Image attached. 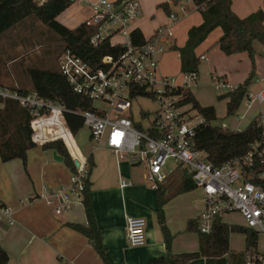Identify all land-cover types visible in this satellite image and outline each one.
Segmentation results:
<instances>
[{
  "label": "built area",
  "instance_id": "built-area-1",
  "mask_svg": "<svg viewBox=\"0 0 264 264\" xmlns=\"http://www.w3.org/2000/svg\"><path fill=\"white\" fill-rule=\"evenodd\" d=\"M47 1L35 0L39 4ZM69 1L92 7L93 13L85 22L97 28L91 37L94 45L110 38L112 45L126 47L117 57L104 56L103 66L99 68L71 49L61 52L58 59L60 71L74 91L92 99L95 106V109L72 112L82 116L84 126L90 129L94 140L106 137L105 146L118 158H127L133 165L145 163L146 179L153 188H158L165 178L163 170L167 161L170 158L178 161L203 191L205 205L198 216L199 231L211 233L219 216L238 211L245 226L256 232V239L243 253L242 264H264V112L257 117L263 127L262 139L252 142L246 154L222 165L213 164L195 145V127L204 121V117L200 115L195 121V116L185 110L187 105H180L181 95L175 93L179 87L190 88L198 81L199 74L186 73L184 86H179L176 78L164 76L160 69L161 56L173 43L171 27H159L143 43L134 44L131 33L142 15L140 0ZM170 19L176 22L178 16L171 13ZM116 36L121 39L112 41ZM214 85L224 92L237 88L222 78ZM0 97L17 100L29 109L32 140L36 145L61 140L70 156L79 161L68 186L52 189L44 185L40 198L53 206L57 214L83 202L90 165L89 159L79 152L67 123L65 113L68 109L61 103L46 100L37 92L22 94L0 86ZM140 98L155 101L157 108L140 106L135 112L134 106ZM244 103L249 110L253 104L264 103V89L249 92ZM239 113L238 119L245 117ZM136 114L142 128L135 125ZM130 184L124 179L121 182L122 186ZM3 221L8 225L16 222L13 208L0 199V222ZM146 229V218L127 216V235L131 245L146 243Z\"/></svg>",
  "mask_w": 264,
  "mask_h": 264
},
{
  "label": "crops",
  "instance_id": "crops-1",
  "mask_svg": "<svg viewBox=\"0 0 264 264\" xmlns=\"http://www.w3.org/2000/svg\"><path fill=\"white\" fill-rule=\"evenodd\" d=\"M190 1L187 0V4L182 3L175 6L173 0H142L145 3V7H154L162 3L169 4L171 13H175L178 16L176 24H173H175V27L182 24L184 28L182 40L173 39L172 44L177 43V45L184 44L191 26L203 22V16L194 7V11L187 15V19L178 24L180 19L176 9L181 7L186 10ZM237 1L239 8H236L235 0H232V9L240 17H246L259 8L264 10V0ZM150 3H153L152 6ZM78 5L80 7L83 6L82 4ZM87 6L90 9V13L84 19L79 20L76 26L92 15V7L90 5ZM60 16L61 14L58 16V20L61 23L70 28L76 27L68 25V21L72 20L71 18L66 21V19L61 20ZM143 16L142 13L136 24L140 23L144 18ZM192 16L193 20H189ZM136 24L134 28H140ZM155 24L151 35L160 23L155 22ZM214 32H217L216 40H219L223 34V29L217 27L210 34L212 35ZM145 38L147 37L145 36ZM28 39L24 37V45H26ZM206 42L198 48V52H200V48H206ZM259 45L258 54L263 55L264 46L260 43ZM221 52L225 54L222 50ZM23 56L15 55L7 60L8 67H12L15 62L18 65L16 74H13V80L16 83L15 85L20 88L27 90L32 88V82L28 75L30 67L43 69L59 67V63L50 67L53 63L51 64L49 59H37V61L33 59L32 61H27V59L25 61ZM171 56L172 53H166L164 56L162 54L161 59H171ZM177 56L180 57L179 51ZM42 61L48 62V65L41 64ZM205 61L208 62L209 59L206 57ZM1 72H3L2 69ZM210 75H212L214 80L222 78L230 82L226 71L216 76L210 72ZM3 78L4 75L2 74L1 79ZM254 79L259 85H255L253 88L251 84L248 93H257L264 89V77L255 76ZM243 82L240 81L238 85ZM225 93L227 92L223 91L219 94L223 95ZM195 96L197 97L196 94ZM197 99L202 104L198 97ZM225 99L227 103L228 99ZM244 102L245 99L239 109L240 113H242V109L245 111L242 113L245 114V117L242 119H245L253 110H255L253 119L259 117L261 112H264L261 107L262 104H253L249 110ZM245 127L237 126L234 129L240 130ZM95 149L91 153L94 166L89 176L91 183L90 197L97 224L101 228L103 244L114 264H160L164 260L167 249L157 213L161 199L165 200L163 209L166 223L173 234L172 252L185 253L199 252L201 250L200 235H193L192 230H187V225L191 220H194L198 225V216L205 205L203 196L202 208L196 218H193L192 207L186 208L184 211L178 210L177 216L171 215L174 204L178 201L187 202L195 189L184 190L187 186L193 184V179L179 162L176 168L168 169L166 166L164 167L165 178L159 183L158 188H153L151 185L146 187L124 177L126 174L132 175V171L128 166L129 161H122L120 160L121 158L112 156L108 153L109 150L106 146L101 148L102 150L97 147ZM95 151H98V153H95ZM79 152L88 159L91 156H86L80 149ZM58 155L61 154L58 152ZM72 159L75 163L76 160ZM72 174L73 170L65 162L64 158L61 161L56 159L54 149H45L40 145L28 151L27 164L21 158L3 161L0 157V199L13 208L16 220L13 225H8L5 221L0 222V244L9 253L8 264H106L96 252L89 238L72 225L73 223L88 224L83 202H77L71 210L57 214L53 206L48 205L45 200L40 198L44 185L52 189L66 187L71 182ZM143 178L146 179V172H144ZM123 179L130 181L131 184L122 186L121 182ZM182 198L185 199L183 200ZM127 216H140L147 219V238L144 245L133 246L130 244L127 235ZM219 217L223 222L227 223L224 221V215ZM245 249L243 251L231 250L230 253L222 258H208L200 255L185 264H242Z\"/></svg>",
  "mask_w": 264,
  "mask_h": 264
},
{
  "label": "trees",
  "instance_id": "trees-1",
  "mask_svg": "<svg viewBox=\"0 0 264 264\" xmlns=\"http://www.w3.org/2000/svg\"><path fill=\"white\" fill-rule=\"evenodd\" d=\"M177 1L180 0H173V3L176 4ZM191 2L201 12L203 22L189 29L185 46L178 47L176 44L171 46L180 53L183 72L199 73L201 60L196 54V48L217 27L223 29V34L218 40L220 49L226 55L247 52L254 64L255 42L264 46V10L262 8L246 17H240L232 9V0H191ZM72 5L73 2L69 0H48L44 4H39L35 0H0V37L20 22L32 17L53 30L61 38L64 44L61 52L65 49H71L73 53L96 68L103 66L102 59L104 56L117 57L121 55L126 47L124 45H112L110 38L94 45L91 42V37L96 33L97 28L87 25L85 20L74 28H70L58 20V16ZM160 6L171 14V7L168 3H162ZM131 37L134 44H141L146 39L140 28H134ZM1 75L0 69V86H3ZM28 75L32 82L30 90L18 86L8 88L17 90L22 94L37 92L46 100L63 104L68 109L65 113L67 123L72 133L76 134L84 126V121L82 116L72 111L95 109L92 99L74 91L59 67L50 69L30 67ZM254 77V72H251L235 90L219 96L221 99H228L227 116L238 114ZM175 93L181 95L180 105L190 104L194 111L204 117V121L195 127V145L197 149L204 152L207 159L213 164L222 165L246 154L250 150L252 142L262 139L263 127L258 118H254L244 129L223 128L213 124V121L218 119L216 108L203 106L191 88L179 87ZM139 116L141 117L143 114L140 112ZM31 119L32 115L29 109L23 107L17 100L0 97V157L3 161L21 158L27 164L28 151L37 146L32 140ZM134 122L136 126L142 128L137 114L134 117ZM42 147L59 152L64 156L65 162L71 169L76 170V165L61 140L47 142ZM89 165L91 174L94 166L92 155L89 157ZM90 185L88 180L83 198L88 224L73 223L72 225L89 238L96 252L106 264H114L103 244L101 228L95 218L90 197ZM194 188L196 185L193 182L184 190ZM164 202L165 200L161 199L157 209L167 249L165 258L160 264H185L200 255L208 258H222L231 252L229 238L232 232L246 234L247 247L256 239V232L253 229L243 225L225 223L220 217L216 219L213 230L209 234L201 233L197 223L191 220L187 225V230L199 232L201 250L199 252L173 253L171 249L173 234L166 223ZM8 262L9 253L0 244V264H8Z\"/></svg>",
  "mask_w": 264,
  "mask_h": 264
},
{
  "label": "rangeland",
  "instance_id": "rangeland-1",
  "mask_svg": "<svg viewBox=\"0 0 264 264\" xmlns=\"http://www.w3.org/2000/svg\"><path fill=\"white\" fill-rule=\"evenodd\" d=\"M140 2L141 11L144 15V18L140 21L139 24H136V26L140 27V29L143 31L144 35L147 38L151 36V33L153 32L156 25L155 22H158L160 23L158 28L164 26H171V31L174 35L175 40H182L184 36L183 25L180 24L178 25V27H175L177 21L172 22L170 19V14L167 13L164 8L160 6V4L155 5L154 7H145V3H143L142 0H140ZM182 3L187 4L188 2L187 0H180L177 1L175 6H178ZM81 4L83 5L82 7L74 3L61 14L60 19H66V21H68V19L71 18L72 20L68 21V25L71 27L76 26L79 20L84 19L90 13V9L87 8L88 6L85 3ZM150 4L152 6L153 3ZM235 6L236 8H239L237 0H235ZM194 7L195 6L190 1L189 7L186 10L182 9L181 7L176 9L180 19V22H178V24L187 19V15L191 14L192 11H194V9L196 8ZM199 13L201 14L200 11ZM189 20H193V16L190 17ZM24 37L29 38L26 41V45H24L23 43ZM216 37L217 32H214L212 35L210 34L196 48V54L198 57H200L201 60L198 73L199 79L198 81H196V83L191 84L190 88L201 100L202 104L206 106H215L218 119L213 121L214 124L220 125L223 128L229 127L233 129L237 128V126L245 127L250 122V120L253 119V112L255 110L251 111L250 114L242 120L238 119V115L236 117L234 115L227 116L226 99L218 98V96L220 95L219 93L223 92V90L215 88L214 83L216 82V79L214 80L212 78L210 72H212L213 75L216 76L218 74H221V72L226 71L230 82L234 85H238L240 81H245L251 72H254L255 76L257 77H264V54H258L259 52L257 49H260V45L258 42H255L254 45L256 49V54L254 58V64L252 62V59L248 56L246 52L227 56L223 54L219 49L218 39L216 40ZM120 39V37L116 36L112 38V41L118 42ZM187 40L188 37L183 45H177V43L176 45L178 47H183L187 43ZM204 42H206V48H200V52H198V48ZM171 46L166 49L163 53V56L166 53H172L171 59H161L160 68L164 76L174 77L176 78L177 85L184 86L186 73L182 71L181 61H179L180 57L177 56L178 50L172 48ZM63 48L64 44L61 38L53 30L48 28L46 25L42 24L40 21L29 17L24 21L20 22L15 27L6 31L3 36L0 37V68L3 70L2 74L4 75V78L2 79L3 86L6 88L10 86H16V83L13 80V74H16L18 65L15 62L12 67L7 66V60L11 59V57H14L15 55H24L23 57L25 61L27 59V61H32V59L35 61H37V59H49L51 61V64L53 63V65H50V67H52L56 65V63L58 64L59 55ZM206 57L209 59L208 62L204 60L206 59ZM47 63L48 62H41V64L43 65H48ZM255 85L259 84L255 81V79H253L252 87L254 88ZM157 105L158 104L153 100H149L147 98H140L136 101L134 111L136 112L140 106L146 109L149 108L154 110L157 108ZM261 107L264 110V103H262ZM185 110L195 116V121H197L201 117L197 114V112L193 110L190 105L185 106ZM243 112H245L244 109H242V113ZM74 138L77 146L86 156H90L92 151L96 147L102 150L101 148H104L106 142V137H103L100 141L94 140L91 136L90 129L87 126H83L74 135ZM108 150V153L117 158L116 154L112 150ZM95 153H98V151H95ZM120 160L128 162L127 158H122ZM128 166L132 171V175L129 176L128 174H126L124 175L125 178L132 179L138 185L141 184L145 185L146 187L150 186V182L147 179L143 178L144 172L147 173V166L145 163H140L137 165H131L130 163H128ZM176 167H178V161L173 158H170L167 161L166 168L169 169ZM202 192V188L197 187L193 190V195L190 196L187 202H176L171 210V215L177 216L178 210L184 211L186 208L192 207L193 218H196L200 209L202 208ZM182 199L184 200L185 198ZM223 218L224 221L229 224L245 225V221L238 211L230 212L224 215ZM193 235L199 236L198 232L195 231H193ZM245 237L246 235L242 232H232L230 235L231 250L243 251L247 246Z\"/></svg>",
  "mask_w": 264,
  "mask_h": 264
},
{
  "label": "water",
  "instance_id": "water-1",
  "mask_svg": "<svg viewBox=\"0 0 264 264\" xmlns=\"http://www.w3.org/2000/svg\"><path fill=\"white\" fill-rule=\"evenodd\" d=\"M54 156H55L56 159H58L60 161L63 160V158H64L63 156L58 155V152L56 150H54ZM75 164H76V166H78L79 165V161L76 160Z\"/></svg>",
  "mask_w": 264,
  "mask_h": 264
}]
</instances>
